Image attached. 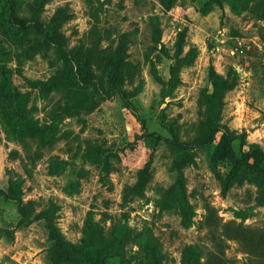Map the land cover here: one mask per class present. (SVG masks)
Listing matches in <instances>:
<instances>
[{
	"label": "rangeland",
	"instance_id": "rangeland-1",
	"mask_svg": "<svg viewBox=\"0 0 264 264\" xmlns=\"http://www.w3.org/2000/svg\"><path fill=\"white\" fill-rule=\"evenodd\" d=\"M33 1L19 0V14ZM56 14L65 50L89 56L98 81H52L58 45L15 28L0 0V264H149L155 248L157 264H184L189 248L194 263L218 250L227 264H264L244 237L264 240L258 157L236 171L213 161L222 131L194 142L216 71L237 82L218 103L235 151L264 154V0H48L42 19ZM118 50L127 101L110 90ZM181 173L185 208L168 193ZM57 231L93 262L62 260Z\"/></svg>",
	"mask_w": 264,
	"mask_h": 264
},
{
	"label": "trees",
	"instance_id": "trees-1",
	"mask_svg": "<svg viewBox=\"0 0 264 264\" xmlns=\"http://www.w3.org/2000/svg\"><path fill=\"white\" fill-rule=\"evenodd\" d=\"M174 1L175 0H162V2L168 7H172ZM47 2L48 0H34L30 6L29 15H20L19 10L21 4L19 0H8L9 12L14 27L24 33H30L31 31H34L36 34L42 37L46 43H55L56 45H58L59 50L63 54L62 59L64 60L65 65L64 68L58 72V74L52 81H56L60 84L65 83L66 85L70 86L74 85L79 80L80 83L86 85H90V82L92 80L98 81V76L91 73L92 66L89 56H85L80 52H69L65 50V40L63 39L64 37L61 32V28L64 23L63 17L61 15L59 16V14H56L57 16H55L48 23L42 19V13ZM126 66L127 63L124 57V52L122 50H118L108 70L109 83L110 90L120 93L124 101H127V93L123 88ZM211 77L213 80L214 90L206 98V102H204L206 108L203 111V119L201 121L202 131L194 139V142L199 145L208 144L214 140L217 133L222 131V139L217 149L215 150L213 161L231 162L234 165V169L237 171V169L240 168V165L247 162V160L254 154V156L258 157L260 163L253 166V173L251 174H253L257 178H260L264 183V154L261 149L256 148L254 150V153H249L244 158H240L233 146V142L235 140L233 133L229 129H224V127L220 123V108L218 103L223 99L228 91L235 88L237 82L231 81L229 78H225L224 76L218 74L216 71H212ZM16 96L19 97L18 99L20 100V102H23L22 93H19ZM151 165V161L147 162L140 169L138 173V180L133 186L134 194L143 193L151 182L153 177ZM243 174V180H241V182L245 181L248 178L249 172L247 171L246 173H244L243 171ZM168 193L173 197L178 194L181 195L184 208L186 207L188 201L186 197V187L183 173H181L180 179L169 189ZM183 214L185 217H187L188 211L186 209H183ZM229 236L233 237V235ZM244 237L248 244L252 246V248L264 252V240L255 242L253 236L244 234ZM53 238L57 241L56 246L59 250L58 255L62 260L73 262L72 260L78 258L81 259L82 262H93L94 257L90 253H80L77 250H74L72 248L73 245L70 242L66 241V239L60 232H55ZM102 251H104V254H112V252H106L107 250L105 249H101L100 252ZM148 252L151 257L149 264H157L160 261V258L158 257V251L156 250V248L152 250L149 249ZM194 255L195 252L192 249H187L184 253V264H227L223 255L218 250H209L206 253L207 260L204 263H199L198 261L194 263Z\"/></svg>",
	"mask_w": 264,
	"mask_h": 264
}]
</instances>
